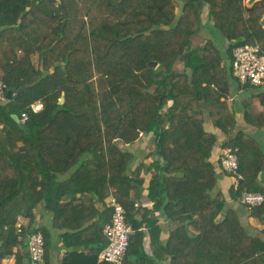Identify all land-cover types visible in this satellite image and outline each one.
<instances>
[{
    "label": "trees",
    "instance_id": "16d2710c",
    "mask_svg": "<svg viewBox=\"0 0 264 264\" xmlns=\"http://www.w3.org/2000/svg\"><path fill=\"white\" fill-rule=\"evenodd\" d=\"M181 2L178 12L177 0H0V77L6 93L24 86L0 102V264L14 249L23 264L36 229L48 264L53 249L58 264H111L99 262L107 188L134 228L124 264H264V229L252 234L212 197L219 142L238 148L234 196L264 194V84L233 68L237 45L264 52V0ZM202 27L212 37L194 45ZM23 113L28 130L13 116ZM145 199L150 208L136 205ZM39 202L51 217L33 228ZM20 213L32 227L22 240ZM249 214L264 222V202Z\"/></svg>",
    "mask_w": 264,
    "mask_h": 264
},
{
    "label": "built area",
    "instance_id": "2783aa9c",
    "mask_svg": "<svg viewBox=\"0 0 264 264\" xmlns=\"http://www.w3.org/2000/svg\"><path fill=\"white\" fill-rule=\"evenodd\" d=\"M233 68L235 75L241 83H249L255 86L264 84V52L258 44H240L233 50ZM6 83L0 77V102L6 99ZM43 103L37 102L33 105L34 111L42 109ZM28 114L23 113L21 120L25 123ZM222 168L232 174L233 185L239 189L244 174L240 170L238 148L226 146L221 149ZM108 203L113 208L111 219L105 223L103 231L107 237L106 246L100 251L99 262L111 264H124V255L128 250L131 236L134 232L133 226L127 219L124 206L113 194L112 188L106 189ZM241 203L248 209L259 207L264 202V194L258 191L243 189L240 193ZM137 205V204H136ZM19 239L22 238V224H17ZM28 264H48L45 256V239L42 230H32L28 236Z\"/></svg>",
    "mask_w": 264,
    "mask_h": 264
},
{
    "label": "crops",
    "instance_id": "0c3cea01",
    "mask_svg": "<svg viewBox=\"0 0 264 264\" xmlns=\"http://www.w3.org/2000/svg\"><path fill=\"white\" fill-rule=\"evenodd\" d=\"M33 59H36V56L34 55ZM237 94H235L233 97H230L228 99V104L230 107H232L233 105V100H237L238 99ZM208 113H206L207 115ZM237 118H238V122L240 124H245V120H244V115L242 112L237 113ZM206 126L208 127V129L211 130H216L217 132L219 131L218 135L222 136L224 133L221 132V130H219L218 128H216L215 126L212 125L211 121H210V117L207 115L206 117ZM255 130V129H254ZM222 144V142H219L217 145V149L214 152L212 158L213 160H217L220 156L221 153V149L222 147H220ZM262 147L264 148V142H261ZM144 146V144H143ZM136 169H138V164L135 163L132 167V170L135 171ZM217 173H218V177H217V184H216V188L212 191V197L214 198L215 196H217L218 194L220 196H222L223 198H225L226 200V208L228 209H235L237 211V213L239 214L240 220L245 224V226L249 229V231L252 234H260V229H264V222L262 220H260L257 217L251 216L249 214V210L241 203L239 196L235 197L234 196V181H233V176L232 174H230L229 172L225 171L222 167L217 168ZM142 176H146L147 180L149 179V174L147 175L144 171L141 172ZM259 182L262 185V187H264V171H262L259 174ZM105 200L108 203V196H106ZM137 206L143 205V206H147V207H151L152 206V202L148 199L142 200V201H138L136 202ZM97 205L99 206V208H102V203L100 201H97ZM18 212V210H16ZM19 213V212H18ZM34 225L33 228L35 226H40L41 224H45V222H47V220H50V214L47 213V211H44L43 209V205L41 202H39L35 209H34ZM21 223L22 227L24 228V230L28 229L30 227V220L28 217L24 216L23 214H18L17 217V224ZM161 223L163 226H169L170 223L167 220H161ZM16 224V225H17ZM32 228V227H30ZM195 234H197L198 232L196 230H194L192 227H189ZM166 230H169L166 228ZM31 232V231H29ZM168 232H164V235L167 236ZM29 234V233H28ZM22 240V239H20ZM28 238L26 240V244H27ZM18 247H21V245H19ZM27 248V246L25 247V249ZM24 249V252H25ZM15 249H14V253L5 257L3 260V264H16V254H15ZM63 256V251H59L57 249H53L52 250V254H51V263L52 264H58L59 259Z\"/></svg>",
    "mask_w": 264,
    "mask_h": 264
},
{
    "label": "water",
    "instance_id": "95a60500",
    "mask_svg": "<svg viewBox=\"0 0 264 264\" xmlns=\"http://www.w3.org/2000/svg\"><path fill=\"white\" fill-rule=\"evenodd\" d=\"M259 0H247V4L248 5H253L255 2H257ZM260 24L262 25V27L264 28V15L262 16L261 20H260ZM152 64L154 65H157L156 62H151ZM24 89V86L16 89L15 87H12L10 88L7 93H6V99L3 100L1 103L2 104H7L10 102V100L12 99V93L15 91L16 93H19L21 92L22 90ZM63 99H61L62 101ZM14 118L18 121V123L20 124V126L25 129V130H28L27 129V126L26 124L19 118V116L17 114H13ZM146 135L148 136V139H150V137L153 135V132H149V133H146ZM29 234H31V232H29ZM25 253L26 255L24 256L23 258V264H28L29 263V257H28V248L25 249Z\"/></svg>",
    "mask_w": 264,
    "mask_h": 264
},
{
    "label": "rangeland",
    "instance_id": "374dc122",
    "mask_svg": "<svg viewBox=\"0 0 264 264\" xmlns=\"http://www.w3.org/2000/svg\"><path fill=\"white\" fill-rule=\"evenodd\" d=\"M177 2H178V12H180L181 11L182 2H181V0H177ZM246 3H247V0H246ZM210 31H211V29L209 27H202L201 30H200V33H198L197 35L193 36V44L194 45L204 44L205 41L208 38L212 37V35H211L212 33ZM223 43L224 42H222V44Z\"/></svg>",
    "mask_w": 264,
    "mask_h": 264
}]
</instances>
